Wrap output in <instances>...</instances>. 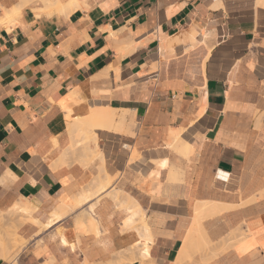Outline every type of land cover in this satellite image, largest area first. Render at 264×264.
Masks as SVG:
<instances>
[{
    "label": "crops",
    "instance_id": "obj_1",
    "mask_svg": "<svg viewBox=\"0 0 264 264\" xmlns=\"http://www.w3.org/2000/svg\"><path fill=\"white\" fill-rule=\"evenodd\" d=\"M50 1L73 5L54 13L41 0H0V16L21 13L0 26V212L32 209L14 227L26 245L10 261L0 252V264H115L137 246L132 226L122 229L130 212L106 195L93 199L86 233L72 232L79 212L34 223L96 175L66 158L60 103L73 92L87 107L130 111L131 133L98 130L97 148L114 191L149 227L144 264H173L191 235L189 251L198 248L199 231L212 246L233 233L206 264H264V0ZM171 132L192 146L187 159L165 146ZM199 217L210 218L203 228Z\"/></svg>",
    "mask_w": 264,
    "mask_h": 264
},
{
    "label": "bare ground",
    "instance_id": "obj_2",
    "mask_svg": "<svg viewBox=\"0 0 264 264\" xmlns=\"http://www.w3.org/2000/svg\"><path fill=\"white\" fill-rule=\"evenodd\" d=\"M41 3H42L44 10L53 11V12L54 11L63 12L67 7H71L73 5V2H70L68 4V6H66V5L59 3L58 1L53 2L50 0H41ZM14 7L18 8L19 6L18 7L14 6ZM15 8L11 9V10L10 9L9 10L8 9L7 10L2 9V14L0 16V26L5 25V24H12L16 20V17L21 14V13L18 14L19 9H15ZM20 17H21V15H20ZM16 21L14 22V24L15 23L17 24ZM107 72H108V70L103 72L101 76L103 78H105ZM91 80H93V79H91ZM90 81H89V83H90ZM70 104L77 106V111L79 112V115L81 116V120H78V121L74 120L73 121L72 118L77 119V116H71L72 112H71V109L69 108ZM60 106H61L60 108H62L65 111V113H66L65 116L68 118V120L72 119V121L67 122L68 125L66 124L68 127L67 129L69 131V137L71 136L70 137L71 145L66 151V158L68 156H72L74 154L82 155L84 158L87 159V161H90V163L96 162L95 164L96 165L98 164L97 166H99V167H97L98 168L97 170H99V171H98V175L92 179L91 183L87 187H85L84 189L81 188L82 190L77 195H74L73 197H68V198H61L59 205L54 210V212L51 214L50 219L45 224L42 225V224L38 223L37 221H34V223L36 225H38L39 228H41V229H48L52 225L57 223L58 221L65 218L69 214L68 211L70 209H75V208L81 209L83 207H86V210L84 211L82 209L80 212L81 213L80 216L78 218H76V220H74V228L72 230V232H76V233H78V231L86 233V231H88V230L96 229V223L92 217L94 215L93 214L94 205L96 206V204L92 202L93 199H95L96 197H99L101 195H105V194L109 195L110 194L112 200L116 204H118L119 207H121V208L123 207V208H126L128 211H131L130 216L124 222L123 227L126 229L128 226H130L131 224H133L137 221V218L139 216V211L136 209L137 207L135 208L136 211L133 209V207H131L134 202L129 196H125V195L118 193V192L110 193L108 191V189L110 187H112L111 186V179L112 178L107 174V172L104 168V165H103L104 162H103L102 155L98 151V148H97V136H96L95 132L98 130L113 131V132H120V133L130 132V128L133 125L132 122L128 120V115H129L130 111H128V110L127 111L115 110V109H112L110 107H104V108H98V107L92 108L93 106L87 107L84 104V102L82 101L79 93H77V92H73V93L69 94L66 97V99H64L60 103ZM177 133H179V132H176V133L171 132L170 138L172 140V143L175 146L176 151L177 152H179V151L184 152V154L186 156L188 154L190 148H192V146L189 143L181 140L179 137V134H177ZM131 135H134V134H131ZM54 143L56 144V142H53V144ZM80 144H81V147H80L81 149L78 150L79 146H77V145H80ZM169 146H171V145H169ZM52 156H50V157H52ZM135 158H136V151L132 153L131 160H133ZM53 163H54V161H53ZM51 164H52V162H51ZM49 167H51V166L49 165ZM4 181H5V179L4 180L0 179V183H2ZM23 204L16 205L14 207V209L17 212L21 213L25 217L30 216L32 209L28 205H25V204L23 205ZM214 204H215L214 208H212L210 215H208V216L215 217V215L220 214L221 208L220 209L216 208L217 207L216 202ZM140 220H141L140 227L132 228V229H133V234L135 235V237L137 239V245H139V247L141 248L143 245L147 244L146 243L147 241H149V240L151 241V239H150L151 236H150L149 227H148L145 219L140 218ZM61 230L59 232L60 238H61L62 242L64 244H66V237L64 235V232ZM201 230H203V229H201ZM201 232L202 233H200V234L197 233V238L203 244L202 246L207 247V248L212 246L211 242L207 239V236L205 235L206 233H204L203 231H201ZM15 240L18 241L19 239H15ZM7 245H9V243H7ZM137 255H138V257H140V259H143L144 262H145V260L150 259L149 258V248L147 247V245H146V247L140 249V253H138ZM187 255H189V249H188V243L186 241L183 248L178 252L177 259L173 264H181ZM2 256H5V255H2ZM188 257L189 256H187V260H189Z\"/></svg>",
    "mask_w": 264,
    "mask_h": 264
},
{
    "label": "rangeland",
    "instance_id": "obj_3",
    "mask_svg": "<svg viewBox=\"0 0 264 264\" xmlns=\"http://www.w3.org/2000/svg\"><path fill=\"white\" fill-rule=\"evenodd\" d=\"M5 25H10V24H5ZM73 119V121L74 120H81V116L80 115H78L77 116V119H75V118H72ZM72 119H69L68 120V118L66 117V120H67V122L68 121H72ZM129 120V119H128ZM129 121H131L132 122V127L134 126V123H133V121L132 120H129ZM96 133V132H95ZM120 133V132H119ZM81 143V142H80ZM169 145H171V146H169ZM77 146H79V148H78V150L79 149H81L80 147H81V144L80 145H77ZM171 152H173V153H175V154H178V155H180V156H182L183 158H188L187 156H185V154H179V153H177V151H176V149H175V146H174V144L172 143V140H171V138L168 140V142L166 143V145H165ZM173 147V148H172ZM76 154H74V155H72L71 157H76L75 156ZM139 158V155L137 156V158L136 159H138ZM136 159H133V160H136ZM77 162L80 164V165H82L83 167H85V168H94L95 169V171H96V175H95V177L98 175V171L99 170H97L98 168L97 167H99V166H97L94 162L92 163H90V161H87V159L86 158H84L82 155H79V158H78V160H77ZM94 178V177H93ZM92 178V179H93ZM115 180H116V177H114V178H112L111 179V186L113 185V183L115 182ZM113 189V190H112ZM112 190V191H111ZM108 191L110 192V193H115V192H118L119 193V191H114V188L113 187H110L109 189H108ZM122 194V193H121ZM106 195V194H105ZM106 197H108V198H110L111 200H112V198H111V195L109 194V195H106ZM64 198H68V197H64ZM15 207V206H14ZM14 207L12 208V209H10L9 211H7V212H5V213H1L0 212V252L2 253V255H5V256H2L5 260H7V261H10L11 259H14L15 258V256H16V254L26 245V241H24V240H22V239H20V238H18L17 236H16V234H15V228L14 227H17V232L19 233V227L21 226V225H23V224H25V223H30L29 222V220H27V219H25L24 221L21 219V217L18 215V214H21V213H19V212H17L15 209H14ZM131 207H133V209L136 211V209L139 211V216H138V218H137V221L135 222V223H133V224H131L130 226H128V227H131L132 226V228H138V227H140V225H141V220H140V218H143V216H142V211L139 209V207L135 204V203H133V205L131 206ZM137 207V208H136ZM74 208V207H73ZM121 208V207H120ZM123 208V207H122ZM136 208V209H135ZM86 210V207H83V208H81V209H70L68 212L69 213H74V212H79V215L78 216H75L74 218H73V224H74V220H76V218H78L79 216H80V212H81V210ZM124 209H126V208H124ZM129 212H131V211H129ZM22 215V214H21ZM200 219V220H199ZM207 219H210V218H203V217H199V218H197L196 220H195V225H198V226H200V223L202 224L205 220H207ZM21 222H23L22 224H21ZM200 222V223H199ZM123 226H124V224H123ZM13 227V228H12ZM126 228V230H129V228ZM201 228H203L202 226H200ZM199 229V228H198ZM123 230H124V227H123ZM125 230V231H126ZM78 234H83V232H81V231H78ZM192 236L193 235H191L188 239H186V241H187V243L189 244H192V241H193V239H192ZM231 237H233V233H231V235L229 236V237H226V238H223L220 242H219V244L220 245H222L221 246V248L219 249V250H217V252H212L211 254H209V251L213 248V247H215V246H219V244L217 243L216 245H213V246H210V247H203L202 245V243L198 240V238H197V242H198V248H196V249H193L192 248V250H190L189 251V255H187V256H189L188 258H189V260H190V257H191V255H195V254H198V255H205V258L203 259V264H206V263H208V261H210L211 259H213V258H215L216 257V255L217 254H220V253H222V252H224V251H226L227 250V248L229 247V246H231L232 244V240H231ZM15 239H19L18 241L17 240H15ZM5 240V241H4ZM229 241V242H228ZM228 242V244L229 245H227L226 243ZM233 242H235V240L233 241ZM7 243H9V245H7ZM147 243V242H146ZM144 247H146V245H143L141 248L139 247V245H137L136 247H132V249H130V251H128L127 253H124V254H126V255H124L123 253L122 254H118L117 256H118V260L119 261H117L115 264H132L134 261H137V262H139V264H144L145 262H144V260L143 259H140V257H138V253H140V249H142V248H144ZM187 256H186V260L184 259L183 261H188L187 260ZM143 261V262H142Z\"/></svg>",
    "mask_w": 264,
    "mask_h": 264
}]
</instances>
